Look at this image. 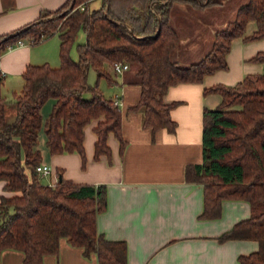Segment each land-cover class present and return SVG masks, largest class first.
<instances>
[{"label":"trees","instance_id":"16d2710c","mask_svg":"<svg viewBox=\"0 0 264 264\" xmlns=\"http://www.w3.org/2000/svg\"><path fill=\"white\" fill-rule=\"evenodd\" d=\"M91 1L66 0L0 35V55L27 36H33V44L55 34L61 38L60 65L29 64L24 86L12 100L3 95L0 79V181L11 192L0 198V264L7 248L22 250L24 264H43L46 255L59 252L63 238L82 247L86 255L96 253L99 264H128L126 241L109 239L98 229V216L108 207L106 184L76 183L63 176L55 184L40 179L37 165L42 153L36 146L43 125L41 107L47 99H56L44 123L50 151L79 152L85 163V128L94 119H100L95 127L96 158L110 155L111 132L122 149L126 144L120 106L105 95L99 81H88L91 68L99 80L114 81L118 73L110 68L113 62L135 65L142 90L139 102L129 109L141 111L144 126L153 133L163 127L175 131L171 111L179 102L166 100L170 86L199 82L206 74L227 68L234 38L264 37V0H248L216 32L213 48L185 66L172 58L180 40L170 19L174 3L189 1L203 7L222 0H102L101 6L90 8ZM251 20L257 28L245 35ZM80 31L86 33V41L77 43L75 59L72 48ZM252 60L264 64V51ZM211 91L220 92L223 100L217 108L205 109L203 162L188 169L191 178L204 185L201 217L218 218L225 199L248 200L250 217L219 239L258 240L259 249L240 255L239 261L264 264V71L247 74L235 85L206 89ZM13 106L10 117L8 109Z\"/></svg>","mask_w":264,"mask_h":264},{"label":"crops","instance_id":"0c3cea01","mask_svg":"<svg viewBox=\"0 0 264 264\" xmlns=\"http://www.w3.org/2000/svg\"><path fill=\"white\" fill-rule=\"evenodd\" d=\"M65 1L0 0V35L35 20L43 10L58 8ZM193 8L205 10V6ZM256 28V22L251 20L245 35L252 34ZM217 30L214 26L213 39ZM60 43V36L55 34L39 43L13 45L0 55L3 95L12 100L14 92L22 90L23 73L29 64L59 66ZM181 44L182 41L173 50L172 58L182 65L188 66L207 53L204 51L198 58L176 59L180 56ZM186 46L183 53L192 54L197 48L195 40ZM260 51H264V37L253 40L236 37L227 53V68L206 74L199 82L171 85L165 98L179 102L171 111L177 122L175 131L163 127L153 133L151 128L144 126L143 113L129 109L141 97L137 67L132 65L118 73L102 90L109 97H120L126 144L122 149L120 140L111 132L108 137L110 155L96 158L98 136L95 127L100 119H94L85 128V163L79 152L50 151L44 123L56 99H47L41 107L43 125L36 147L42 153L41 162L51 165L52 172L39 175L40 179L55 184L63 176L76 183L106 184L108 207L98 216V229L109 239L126 241L128 264H240L239 256L258 250L259 241L220 240L219 236L250 217V202L228 198L223 200L218 218L201 217L204 185L192 179L188 169L203 162L205 109H215L223 100L220 92H206V89L217 84L235 85L247 74L263 72L264 64L252 60ZM4 185L5 181L1 180L0 198L3 194H11ZM24 257L22 250L7 248L2 252L1 264H24ZM43 264H99V261L96 253L86 255L82 247L63 238L59 252L46 255Z\"/></svg>","mask_w":264,"mask_h":264},{"label":"rangeland","instance_id":"374dc122","mask_svg":"<svg viewBox=\"0 0 264 264\" xmlns=\"http://www.w3.org/2000/svg\"><path fill=\"white\" fill-rule=\"evenodd\" d=\"M246 2L247 0H222V3L220 4L206 5L204 11L193 8V6H199L189 1L175 2L172 7L170 19L172 25L175 27L180 37L179 42L182 41V44L178 50L180 56H176V59H179V57L182 59L198 58L204 51L208 53L213 48L216 37L214 35V39L212 37V34H214V31H212L213 27L216 26L219 30L227 26L229 20L231 21L235 18L233 17L234 10ZM101 4L102 0H92L90 2V8H97L101 6ZM181 4H185L187 6H181ZM85 40L86 33L84 31H80L72 48V56L75 59L79 58L77 43L85 42ZM191 40H195V44L197 45L195 52L192 54L183 53L186 51V44ZM88 81L91 84H95L99 81V86L101 88H107V83L109 80L105 77L99 80L96 70L91 68L88 73ZM89 95L90 94H88V96ZM13 112H15V106L9 107L8 114L10 117ZM43 180L47 179L43 177Z\"/></svg>","mask_w":264,"mask_h":264},{"label":"built area","instance_id":"2783aa9c","mask_svg":"<svg viewBox=\"0 0 264 264\" xmlns=\"http://www.w3.org/2000/svg\"><path fill=\"white\" fill-rule=\"evenodd\" d=\"M82 8H84L83 5H82ZM23 43L33 44L34 43L33 36L23 38V39L19 40L18 43L15 45L23 44ZM110 68L113 72L122 73L125 70L130 68V63L125 62V61H115L110 65ZM3 76H4V73L2 71H0V79L3 78ZM114 99H115L114 100L115 103L118 104L119 106H121L120 97L117 95ZM37 172L41 176H46L52 172V167H51V165H49L47 163L41 162L40 164L37 165Z\"/></svg>","mask_w":264,"mask_h":264},{"label":"water","instance_id":"95a60500","mask_svg":"<svg viewBox=\"0 0 264 264\" xmlns=\"http://www.w3.org/2000/svg\"><path fill=\"white\" fill-rule=\"evenodd\" d=\"M60 178H62V176Z\"/></svg>","mask_w":264,"mask_h":264}]
</instances>
